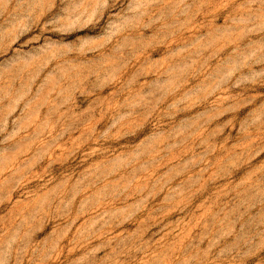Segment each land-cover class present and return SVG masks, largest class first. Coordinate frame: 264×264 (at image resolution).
I'll use <instances>...</instances> for the list:
<instances>
[{
    "label": "rangeland",
    "instance_id": "1",
    "mask_svg": "<svg viewBox=\"0 0 264 264\" xmlns=\"http://www.w3.org/2000/svg\"><path fill=\"white\" fill-rule=\"evenodd\" d=\"M0 264H264V0H0Z\"/></svg>",
    "mask_w": 264,
    "mask_h": 264
}]
</instances>
